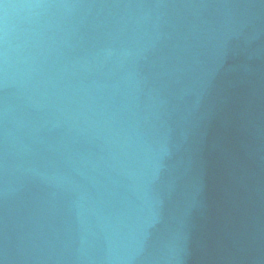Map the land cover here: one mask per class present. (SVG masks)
<instances>
[{
  "label": "water",
  "instance_id": "water-1",
  "mask_svg": "<svg viewBox=\"0 0 264 264\" xmlns=\"http://www.w3.org/2000/svg\"><path fill=\"white\" fill-rule=\"evenodd\" d=\"M0 264H264V0H0Z\"/></svg>",
  "mask_w": 264,
  "mask_h": 264
}]
</instances>
